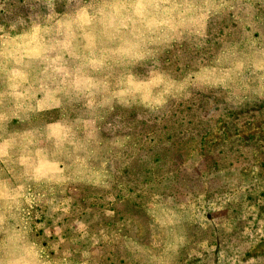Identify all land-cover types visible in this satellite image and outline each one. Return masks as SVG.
Listing matches in <instances>:
<instances>
[{
    "label": "rangeland",
    "instance_id": "1",
    "mask_svg": "<svg viewBox=\"0 0 264 264\" xmlns=\"http://www.w3.org/2000/svg\"><path fill=\"white\" fill-rule=\"evenodd\" d=\"M0 264H264V0H0Z\"/></svg>",
    "mask_w": 264,
    "mask_h": 264
}]
</instances>
